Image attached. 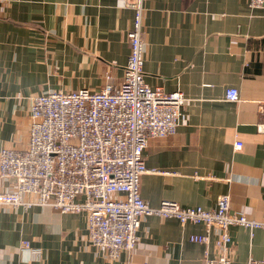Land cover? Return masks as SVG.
Here are the masks:
<instances>
[{
  "label": "crops",
  "instance_id": "crops-1",
  "mask_svg": "<svg viewBox=\"0 0 264 264\" xmlns=\"http://www.w3.org/2000/svg\"><path fill=\"white\" fill-rule=\"evenodd\" d=\"M134 12L124 0H0V151L29 143L30 108L41 94L116 89L130 55ZM144 78L186 98L176 134L152 139L140 193L264 220V8L247 0H148ZM229 88L239 101L226 99ZM236 142L243 147L235 148ZM0 177V193L10 191ZM29 200H34L28 196ZM204 224L145 217L129 254L108 260L88 237L86 212L0 206V264H204L206 246L190 241ZM234 264L264 261V229L230 228ZM216 232L210 256L216 257ZM30 242L32 250H23Z\"/></svg>",
  "mask_w": 264,
  "mask_h": 264
},
{
  "label": "built area",
  "instance_id": "built-area-1",
  "mask_svg": "<svg viewBox=\"0 0 264 264\" xmlns=\"http://www.w3.org/2000/svg\"><path fill=\"white\" fill-rule=\"evenodd\" d=\"M124 1L133 10L134 21L128 33L130 55L122 83L100 92L54 91L33 98L27 147L0 151V177L12 187L0 193V206L86 212L89 240L110 261L136 248L145 217L204 224V235L190 236V241L206 246L204 264H234L227 256L230 228L264 229V220L233 212L229 195L221 196L212 210L184 208L171 200L152 207L141 196V177L156 172L146 166L149 142L176 134L186 98L180 91L166 92L145 81L143 34L148 0ZM247 2L253 9L264 8V0ZM226 99L239 101V91L229 88ZM257 128L264 134V101ZM242 147L236 142L237 150ZM213 231L217 234L216 257L209 250ZM22 248L32 250L27 241ZM249 264L264 261L250 258Z\"/></svg>",
  "mask_w": 264,
  "mask_h": 264
}]
</instances>
